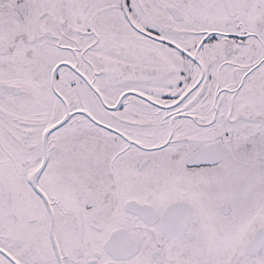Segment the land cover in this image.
I'll use <instances>...</instances> for the list:
<instances>
[{"label":"snow or ice","instance_id":"obj_1","mask_svg":"<svg viewBox=\"0 0 264 264\" xmlns=\"http://www.w3.org/2000/svg\"><path fill=\"white\" fill-rule=\"evenodd\" d=\"M0 264H264V0H0Z\"/></svg>","mask_w":264,"mask_h":264}]
</instances>
